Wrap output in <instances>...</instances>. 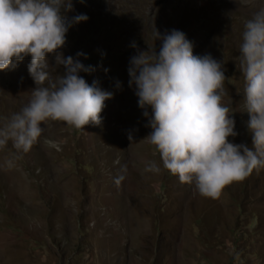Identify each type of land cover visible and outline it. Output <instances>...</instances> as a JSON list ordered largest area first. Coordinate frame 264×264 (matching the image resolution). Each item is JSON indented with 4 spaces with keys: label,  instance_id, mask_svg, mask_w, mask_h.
<instances>
[{
    "label": "rangeland",
    "instance_id": "obj_1",
    "mask_svg": "<svg viewBox=\"0 0 264 264\" xmlns=\"http://www.w3.org/2000/svg\"><path fill=\"white\" fill-rule=\"evenodd\" d=\"M88 19L70 28L59 49L80 51L86 83L98 82L112 98L99 125L83 130L49 121L14 167H0V264H264V168L226 185L219 197L199 195L160 164L145 137L147 118L128 87L129 58L159 51L161 35L182 31L193 55L222 62L225 95L235 121L232 143L251 148L243 107L238 55L244 21L264 0H72ZM135 43L134 49L131 45ZM46 60L52 74L54 54ZM0 71V123L18 112L35 87L30 57ZM107 69V71H105ZM119 82L120 87H116ZM150 111V110H149ZM131 135L132 140L127 138ZM14 149H0V165ZM161 170L144 172L148 161Z\"/></svg>",
    "mask_w": 264,
    "mask_h": 264
},
{
    "label": "clouds",
    "instance_id": "obj_2",
    "mask_svg": "<svg viewBox=\"0 0 264 264\" xmlns=\"http://www.w3.org/2000/svg\"><path fill=\"white\" fill-rule=\"evenodd\" d=\"M70 12L72 0H0V71L29 56L27 71L35 85L27 103L0 123V149L9 142L14 149L0 167H14L38 139L59 151L57 142L42 136L49 121L77 130L101 123L104 102L112 93L80 75L95 70L81 62L87 54L78 51L73 58L59 51L67 31L88 19L84 13ZM153 39L160 40L159 51L154 46L137 50L127 67L128 87L151 129L145 139L159 154L162 167L180 183L216 199L226 185L264 168V7L244 21L237 57L251 148L227 139L237 132L229 106L222 103V62L208 53L193 55L192 43L179 30L161 35L154 28ZM131 46L136 48L135 43ZM49 54H54L52 67L62 66V73L49 71ZM127 138L132 140L131 135ZM160 170L154 160L143 169L153 174Z\"/></svg>",
    "mask_w": 264,
    "mask_h": 264
}]
</instances>
